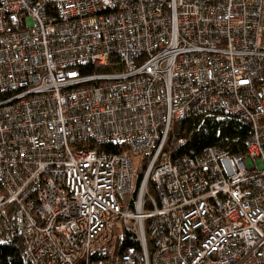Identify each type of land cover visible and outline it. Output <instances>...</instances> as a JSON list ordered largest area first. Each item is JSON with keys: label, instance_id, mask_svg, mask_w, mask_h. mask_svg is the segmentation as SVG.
<instances>
[{"label": "built area", "instance_id": "built-area-1", "mask_svg": "<svg viewBox=\"0 0 264 264\" xmlns=\"http://www.w3.org/2000/svg\"><path fill=\"white\" fill-rule=\"evenodd\" d=\"M214 113L245 152L178 154ZM9 210L31 264H264V0H0Z\"/></svg>", "mask_w": 264, "mask_h": 264}, {"label": "trees", "instance_id": "trees-1", "mask_svg": "<svg viewBox=\"0 0 264 264\" xmlns=\"http://www.w3.org/2000/svg\"><path fill=\"white\" fill-rule=\"evenodd\" d=\"M82 67L83 69L79 70L80 74L109 72L106 68L90 65ZM82 67L78 66V68ZM175 135L186 140L185 144L177 150L178 154L196 155L213 146L239 154L245 152L244 141L249 136V126L223 113H214L203 118L191 117L175 121L172 124L169 139L171 140ZM98 150L99 152H119L115 144L99 145ZM133 245H136L135 239L125 232L115 243V254ZM0 264H31L25 253L22 239L17 233L11 210L6 215L0 214ZM78 264H84V262Z\"/></svg>", "mask_w": 264, "mask_h": 264}, {"label": "rangeland", "instance_id": "rangeland-1", "mask_svg": "<svg viewBox=\"0 0 264 264\" xmlns=\"http://www.w3.org/2000/svg\"><path fill=\"white\" fill-rule=\"evenodd\" d=\"M131 163L134 168H139L141 169V156H131ZM122 225L120 222H117L116 227H115V238L118 237L122 233Z\"/></svg>", "mask_w": 264, "mask_h": 264}]
</instances>
